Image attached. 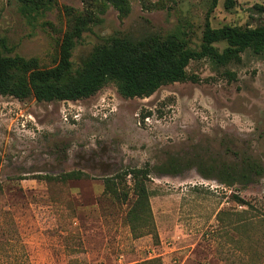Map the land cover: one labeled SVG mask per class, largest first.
<instances>
[{
    "label": "rangeland",
    "instance_id": "obj_1",
    "mask_svg": "<svg viewBox=\"0 0 264 264\" xmlns=\"http://www.w3.org/2000/svg\"><path fill=\"white\" fill-rule=\"evenodd\" d=\"M225 1L128 0L120 18L94 0H56L28 22L16 0H0V38L9 56L51 68L63 36L85 19L71 51L76 68L112 37L177 36L199 50L206 23H264L253 8L264 10V0H232L230 8ZM186 73L196 81L147 98L124 99L112 83L80 101L0 96V264H264V173L226 188L194 168L154 169L168 157L231 163L236 155L264 168V57L246 50L225 66L191 60ZM145 166L151 221L132 233L125 215L135 196L105 194L103 181ZM72 171L83 176L60 179ZM123 183L131 186L128 177Z\"/></svg>",
    "mask_w": 264,
    "mask_h": 264
},
{
    "label": "trees",
    "instance_id": "obj_2",
    "mask_svg": "<svg viewBox=\"0 0 264 264\" xmlns=\"http://www.w3.org/2000/svg\"><path fill=\"white\" fill-rule=\"evenodd\" d=\"M18 12L28 21L51 9L56 0H16ZM101 6L110 5L120 18L129 13L128 0H94ZM218 0H212V7ZM234 5L225 1V7ZM264 12L261 6H253ZM90 21V19L88 20ZM86 30V20L78 19L71 30L63 36L59 47V59L51 68L39 67L35 58L25 59L18 55L9 56L12 51L4 38H0V96L12 97L18 101L30 97L36 102L80 101L95 95L104 86L112 83L118 95L124 99L147 98L161 86L196 81L186 73L191 60L207 58L217 66L238 63L246 50L264 57V23L254 26L211 28L208 23L202 34L199 50L192 49L177 36L160 39L149 36L140 40L112 37L105 44L96 46L82 63L74 68L70 61L75 41ZM225 43L219 51L215 46ZM149 114H147L148 116ZM145 116V117H147ZM144 117V118H145ZM227 151H229L227 149ZM194 168L204 179L215 180L229 188L235 185L248 186L264 173L261 163L250 156L236 155L234 162L208 160L203 157H168L154 169L157 173L180 175L184 170ZM150 168H132L122 174L104 178L103 192L116 199L126 200L128 189L135 196L125 215L132 233L135 227H146L151 221L149 191L146 182ZM82 172L72 171L62 174V181L80 179ZM129 178L131 186L124 182ZM238 203L246 202L238 199ZM151 260L143 264H155Z\"/></svg>",
    "mask_w": 264,
    "mask_h": 264
}]
</instances>
